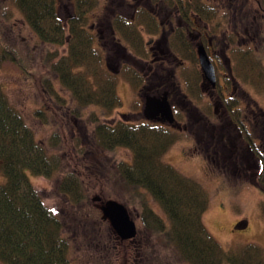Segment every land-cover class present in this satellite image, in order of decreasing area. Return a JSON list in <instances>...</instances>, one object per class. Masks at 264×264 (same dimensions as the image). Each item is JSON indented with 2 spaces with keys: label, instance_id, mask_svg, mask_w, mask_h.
I'll use <instances>...</instances> for the list:
<instances>
[{
  "label": "trees",
  "instance_id": "16d2710c",
  "mask_svg": "<svg viewBox=\"0 0 264 264\" xmlns=\"http://www.w3.org/2000/svg\"><path fill=\"white\" fill-rule=\"evenodd\" d=\"M16 1L42 41L66 43L64 24L56 11L55 0ZM89 2L91 0H78V7L86 12ZM78 22L77 18L71 21L73 34L68 41L69 53L59 58L53 53L51 55L57 58L49 57L47 63L50 71L71 91L75 106L67 105V97L50 81L48 95L58 103V107H36L33 111L43 125L52 123L55 126L49 137H37L34 125L21 108L10 100L0 84V261L6 264H88L71 257L70 238L73 235L67 230L72 232L78 228L83 231L81 237L86 234L90 237L89 241H85V246H97L100 236L104 234L105 224V231L112 234V238L100 242L98 246L102 250L116 249L121 242L131 240L136 248L133 259L139 261L136 264H151L154 260L143 239H138L137 235L132 239H122L117 235L102 211L95 209L87 200L89 188L74 172L65 169L63 159L55 151L62 142L69 146L65 137L68 122L75 126L78 117L87 116L86 123L91 127L88 128V136L93 142L107 150L118 146L131 149V161L122 160L117 164L127 188L128 195L125 193L127 198L123 200L139 205L142 225L154 232L160 230L159 233H164L181 262H264V249L261 247H243L239 252L227 250L208 231L203 215L210 203L209 192L197 180L163 159L164 152L174 140L170 131L148 120L126 122L119 119L117 123H111L108 116L121 101L115 92L113 79L100 77L97 87L88 78L85 70L90 66L88 62L90 64L95 50L91 46L89 32L86 33L87 30H83L81 22ZM91 103L96 108L86 112V107ZM70 135V141L78 151L84 136L78 135L77 131ZM58 171L62 180L59 192L66 197L70 206L63 213L44 202L28 174L31 172L50 177ZM147 193L160 203L169 222L153 208ZM94 218L99 224L91 222ZM105 257L98 255L103 264H113L115 258ZM122 257L126 258L127 254L123 252ZM155 257L163 261L157 255Z\"/></svg>",
  "mask_w": 264,
  "mask_h": 264
},
{
  "label": "flooded vegetation",
  "instance_id": "af4514ba",
  "mask_svg": "<svg viewBox=\"0 0 264 264\" xmlns=\"http://www.w3.org/2000/svg\"><path fill=\"white\" fill-rule=\"evenodd\" d=\"M59 5L55 0L68 43L69 22L85 20L90 7L63 16ZM92 14V24L81 28L100 44L115 92L117 83L128 84L139 103L118 111L119 118L184 134L210 172H239L252 183L264 211V0H105ZM147 102L160 110L156 119L145 117ZM163 103L172 120L161 112Z\"/></svg>",
  "mask_w": 264,
  "mask_h": 264
},
{
  "label": "rangeland",
  "instance_id": "374dc122",
  "mask_svg": "<svg viewBox=\"0 0 264 264\" xmlns=\"http://www.w3.org/2000/svg\"><path fill=\"white\" fill-rule=\"evenodd\" d=\"M104 1L99 0L100 3L97 4V0H91L92 3H88L90 10L86 14V19H81L82 25H87L88 28L92 24V13L98 10ZM57 3H60L59 8L62 15H67L68 11L71 12L75 9L78 11L79 8L78 0H57ZM69 25L72 31L71 22ZM88 35L90 34L88 33ZM123 40L126 44L128 43L125 38ZM99 45L98 42L91 40V46L95 48V51L91 56L90 64L88 62L90 66L85 70L88 78L97 87L100 77L113 80L116 78L112 71L106 68V64L99 54L100 50L104 56ZM88 50L93 52L89 48ZM69 51L68 43L56 44L42 41L40 36L33 31L16 0H0V84L5 88L10 100L21 108L29 122L34 125L39 138L49 137L55 129L52 123L43 125L33 114L36 107H58V103L48 95L50 81L67 97L66 104L75 106V99L72 101L71 91L47 67L49 57L57 58L56 55L51 54L56 53L59 58L68 54ZM116 91L121 99V104L113 109L112 114H109L110 120L112 118L120 119L118 111L127 112L139 109V103H134L132 86L119 82ZM94 105L91 103L87 106L86 112L96 108ZM50 112H52L51 109ZM86 118L87 116L78 117V122L75 121L76 127L68 122V133L65 137L67 143L69 141V146L66 145V142H62L60 148L55 151L59 154V158L63 159L65 169L74 172L83 185L89 188L86 193L87 200L95 209L101 210V202L91 199L95 194L101 195L103 200L114 198L125 203L123 199L127 198V188L124 187L117 164L122 160L131 161L132 151L126 146L107 150L93 142L88 136V128L91 127L87 125ZM140 121L143 120L139 118L134 122ZM75 131L78 135L84 136L78 151L70 141V134L71 132L74 134ZM171 132L175 134L173 135L174 140L164 152L163 159L183 174L197 180L209 192L210 203L203 215V221L208 231L227 250L239 252L243 247H254L255 245L264 249V211L261 208V201H259L263 197L262 193L252 183L243 182L239 177V172H227L225 175L210 172L199 160L200 156L195 157L191 154V150L188 148L190 141L184 134L175 133L174 130ZM28 174L48 206L62 213L67 211L66 208L70 206L67 204L66 197L59 192L62 181L60 171L50 177L35 175L31 172ZM147 195L153 208L165 221L169 222L160 203L151 194L147 193ZM125 204L137 222V238L144 240L146 249L151 253L150 256H153L154 260L151 264L163 263V261L167 264H189L181 262L178 254L174 252L176 250L168 243L164 233H159L160 230L154 232L142 225L139 205L133 202ZM262 206L264 207V203ZM242 217L248 220V226L240 229L235 228L236 222ZM91 222L95 225L99 224L95 218L91 219ZM100 223L103 224L102 221ZM103 227L104 234L100 236L97 246L96 244L85 246V241H89L90 237L88 234L83 235L84 238L81 237L80 233L83 231H79L78 228L72 232L67 230L70 235H73V238H70L72 239L71 257L76 261L88 264H103L98 259V255L115 258L113 264L139 263L138 260L133 259L136 248L134 249L131 240H127L125 243L121 242L116 249L102 250L98 245L102 241L105 242V240H109L108 238H112V234L105 231L106 224ZM123 252L127 254L126 258L122 257ZM155 255L162 258L163 261L156 258ZM0 264L6 263L0 261Z\"/></svg>",
  "mask_w": 264,
  "mask_h": 264
},
{
  "label": "water",
  "instance_id": "95a60500",
  "mask_svg": "<svg viewBox=\"0 0 264 264\" xmlns=\"http://www.w3.org/2000/svg\"><path fill=\"white\" fill-rule=\"evenodd\" d=\"M202 65L208 68L209 59L205 51H200ZM210 66V65H209ZM160 112L154 105L147 102L143 107V113L148 119H156L157 114ZM161 112L169 120L173 119V112L167 103H163ZM92 201L101 202V211L103 217L110 221V224L117 235L122 239H132L137 234V222L131 215L125 203L114 199L108 198L103 200L102 196L95 194L91 197ZM248 225L247 219H241L235 224V228H245Z\"/></svg>",
  "mask_w": 264,
  "mask_h": 264
}]
</instances>
